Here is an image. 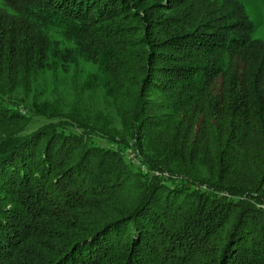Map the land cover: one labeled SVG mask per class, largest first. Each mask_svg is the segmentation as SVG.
<instances>
[{
    "label": "trees",
    "instance_id": "16d2710c",
    "mask_svg": "<svg viewBox=\"0 0 264 264\" xmlns=\"http://www.w3.org/2000/svg\"><path fill=\"white\" fill-rule=\"evenodd\" d=\"M2 2L0 264H264V41L242 3ZM48 29L97 64L120 129L15 97L57 64Z\"/></svg>",
    "mask_w": 264,
    "mask_h": 264
},
{
    "label": "rangeland",
    "instance_id": "374dc122",
    "mask_svg": "<svg viewBox=\"0 0 264 264\" xmlns=\"http://www.w3.org/2000/svg\"><path fill=\"white\" fill-rule=\"evenodd\" d=\"M239 1L242 3L253 25L251 37L259 41H264L263 0ZM3 6V2L0 0V7ZM46 33L53 42L57 43L59 49L63 50L58 58L57 64L45 70L39 78H36L31 87L18 89L15 92V97L32 104L35 110L41 112H66L74 109L81 114L87 115L88 112L84 111H93L90 117H96L97 121L103 122V124L108 127L113 126L115 129L119 128V112L115 109L113 98L106 95V91L100 88L101 85H99V82L101 80V75L97 64L81 55L73 38L67 36L64 32L48 29ZM160 51L162 53L161 55L165 53L169 55L170 52L169 50L162 49ZM173 63L174 62L159 61L157 65L159 67L161 65L162 67H169L173 65ZM161 73V77L165 79V75L167 74L164 72ZM137 77L141 79L142 75H138ZM142 86L144 87V84H142ZM176 91L175 89L171 90V94L159 93L152 90L148 94L142 92L141 101L143 105L147 104V102H150V104L169 102V95H172ZM161 111L163 110H147L149 114L156 113L157 117H159ZM103 117H105V119H103ZM41 121L42 120H38L40 123ZM36 126L37 125L33 124L31 128L34 129ZM126 153L130 159H135L138 152L133 151V149L129 147L126 149ZM138 157L139 156H137V160H135L137 163L136 165L141 166L142 170H146L144 167L145 165L141 164ZM156 174L158 173L156 172ZM241 180L247 181L248 178H242Z\"/></svg>",
    "mask_w": 264,
    "mask_h": 264
}]
</instances>
